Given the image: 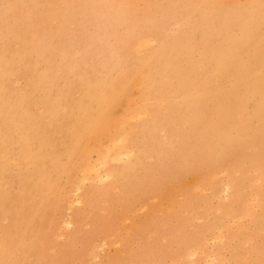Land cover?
Instances as JSON below:
<instances>
[{
	"label": "rangeland",
	"instance_id": "obj_1",
	"mask_svg": "<svg viewBox=\"0 0 264 264\" xmlns=\"http://www.w3.org/2000/svg\"><path fill=\"white\" fill-rule=\"evenodd\" d=\"M256 72L264 0H0V243L23 192L39 237L0 264H264Z\"/></svg>",
	"mask_w": 264,
	"mask_h": 264
},
{
	"label": "bare ground",
	"instance_id": "obj_2",
	"mask_svg": "<svg viewBox=\"0 0 264 264\" xmlns=\"http://www.w3.org/2000/svg\"><path fill=\"white\" fill-rule=\"evenodd\" d=\"M26 5V4H25ZM88 8V7H87ZM30 16V15H29ZM97 20V19H96ZM95 20V21H96ZM36 22V21H35ZM111 27V26H110ZM26 30V29H25ZM100 39V38H99ZM33 42V41H32ZM94 44V43H93ZM96 46V45H95ZM106 47V46H105ZM40 48V47H39ZM50 49V48H49ZM62 58V57H61ZM87 65V64H86ZM93 71V70H92ZM35 72V71H34ZM143 73V72H142ZM142 75V74H141ZM52 76V75H51ZM56 76V75H55ZM254 77L247 83V85H246V88H247V91L248 92H251V93H255V94H257L258 95V97H259V101H258V103L257 104H259V107L258 108H262V109H264V78L263 77H261V75H260V73L259 72H256V73H254V75H253ZM59 78V77H58ZM58 80V79H57ZM84 82V81H83ZM142 82V81H141ZM141 82L139 81V82H137V86H138V88H141L142 87V85H141ZM75 84V83H74ZM77 84V83H76ZM93 84V83H92ZM91 84V85H92ZM30 87V86H29ZM53 87V86H52ZM83 87V86H82ZM28 88V87H27ZM140 91H143V89H141ZM137 92V91H136ZM36 93V92H35ZM54 94V93H53ZM137 94V93H136ZM79 95V94H78ZM133 95H135L134 93H133ZM52 98V97H51ZM94 99H95V97H94ZM81 101V100H80ZM32 102V101H31ZM142 102V101H141ZM140 102V103H141ZM139 103V102H138ZM41 104V103H40ZM220 104H226V102H225V99H221L220 100ZM38 105V104H37ZM246 105H247V101H246V99H241L240 101H238V100H235V101H233V102H230V103H228L226 106H227V109L225 110V112L224 113H222L221 115H220V117H219V120L222 122V123H225V122H227V120H230V119H232V118H234V117H240L241 115H242V117H244V115H243V109L246 107ZM60 107H62V106H60ZM42 110V109H41ZM54 110V109H53ZM264 113V112H263ZM262 113V114H263ZM57 115V114H56ZM11 116V115H10ZM110 117H112V114L110 113V111H107V112H104V113H99L98 115H95V116H89V117H87L86 118V120L82 123V124H80V126L78 127V134H77V136H79V138H82V139H84V138H86V137H90V136H93V134H96L97 132H98V130L100 129V127L103 125V123L106 121V120H108V119H110ZM47 120V119H46ZM109 122V121H108ZM247 121H245L244 123H246ZM110 124V123H109ZM63 125V124H62ZM115 125V127L114 128H116V124H114V123H111L110 124V126H114ZM10 127V126H9ZM51 127V126H50ZM105 128V127H104ZM242 128H244L243 126H242ZM226 129V127L224 126L223 127V130H225ZM105 130V129H104ZM104 130H102V132L104 131ZM112 131V130H111ZM110 131V129H109V131H108V128H107V131H105V133H107L106 135L108 136V134L111 132ZM5 132V131H4ZM115 131L113 130V135H115V133H114ZM91 134V135H90ZM99 134V133H98ZM97 134V135H98ZM100 134H102V133H100ZM100 134L98 135L99 136V138L101 139V137H100ZM113 135H111V137H110V139H113L112 138V136ZM97 136V137H98ZM103 136L105 137V135H104V133H103ZM106 136V137H107ZM96 137V136H95ZM103 138V139H107V138ZM93 138H94V136H93ZM100 139H97L98 141L95 143V144H99V149H101L100 151L98 150V146H97V150L95 149L96 147L95 146H93L94 148H92L91 150H94V151H96V152H98L99 154H100V156H101V154H102V156H103V153H105V149L104 150H102L103 148H102V146H100V142H99V140ZM102 139V140H103ZM116 138H114L113 139V141L115 140ZM96 140V139H95ZM94 141V139L92 140V142ZM91 142V143H92ZM95 142V141H94ZM103 143V142H102ZM109 143V142H108ZM117 144V143H116ZM93 145V144H92ZM109 145V144H108ZM107 145V146H108ZM119 145V144H118ZM106 146V145H105ZM106 146V147H107ZM112 146V145H111ZM101 147V148H100ZM111 150V148H110V146H109V148L108 149H106L107 150V152L105 153L106 155L104 156V158L105 157H107V153H109V152H111L110 150ZM94 151H91V152H94ZM101 151H104V152H102V153H100ZM111 154V153H110ZM112 155V154H111ZM85 156L86 157H84L85 158V161H87V165H88V167H89V169H88V173H89V170L91 171V169L92 168H90V167H93V165L95 164V161L93 162V161H91V160H93V159H91L90 161L91 162H93L94 164H91V162L89 161V158L87 157V154L85 153ZM102 156H101V158H102ZM116 156V155H115ZM118 156H119V153H118ZM117 157V156H116ZM86 158L88 159V160H86ZM115 157H113V159H114ZM119 158V157H118ZM117 159V158H116ZM100 160L101 159H99V161L97 160L96 161V164H98L97 162H99V166H100V164L102 163V160H101V163H100ZM104 160V159H103ZM105 162H103L102 163V167L104 166L103 164H104ZM83 165V163L81 164V165H79V166H81V168H85V170H87L86 169V167H87V165L85 164L84 166H82ZM78 166V167H79ZM99 166H97V168H99L100 169V167ZM77 167V168H78ZM87 167V168H88ZM102 167H101V169H102ZM81 168H80V170H81ZM94 168V167H93ZM95 169V168H94ZM94 169H92V171L91 172H93V171H97V170H99V169H96V170H94ZM79 170V171H80ZM82 172V171H81ZM83 172H86L87 173V171H83ZM83 172H82V174H83ZM217 173V172H216ZM92 174H94V176H95V174L97 175L98 174V171H97V173H92ZM219 174V173H218ZM85 175V174H84ZM88 175V174H87ZM89 175H90V173H89ZM108 175H111V174H108ZM93 176V175H92ZM79 177V176H78ZM83 177V176H82ZM99 177H101V176H99ZM213 177V176H212ZM76 178V177H75ZM87 179V176H84L83 177V179ZM108 178H110V177H108ZM148 178H150L149 176H148ZM74 179V178H73ZM81 179V178H80ZM99 179V178H98ZM196 179V178H195ZM99 180H101V179H99ZM98 180V181H99ZM197 180V179H196ZM80 181V180H79ZM84 181V180H83ZM88 181H90V180H88ZM190 181V180H189ZM192 181H193V179H192ZM97 182V181H96ZM81 183V182H80ZM190 183V182H189ZM82 184V183H81ZM36 185L39 187V188H44L45 190H47V191H54V187H52L53 185L51 184V182L49 181V177H48V175H47V173L45 172V171H42V178H41V180L40 181H38V183H36ZM76 187H77V189L79 188L78 187V185H75ZM228 188V187H227ZM227 188H226V190H227ZM175 189V188H174ZM226 192V191H225ZM224 192V193H225ZM224 195H226V194H224ZM23 197H24V192L19 196V199H18V202H17V213H16V217H15V219H14V222H13V224H12V226L10 227V228H7V227H5V230L4 231H6L5 233H4V239L1 241V243H0V261H2V260H4V258H5V254H13V255H15L16 253H19L20 251H21V249H24V246L26 247L27 245L25 244L26 243V235L28 234V232H30L31 233V235H32V232H31V230H30V227H29V225H27V228H25V229H23V225H22V219H23V208H24V206H25V200L23 199ZM181 197V196H180ZM226 198V197H225ZM23 199V200H22ZM227 200V199H226ZM252 200H255V199H252ZM75 201V200H74ZM79 200H77V202H78ZM70 202H71V200H70ZM73 202V201H72ZM165 203V202H164ZM163 203V204H164ZM254 203V202H253ZM34 204H35V207L37 208V210H39V204H40V201L39 200H36V201H34ZM51 217V216H50ZM69 218V217H68ZM67 218V219H68ZM62 221V220H61ZM67 224H69V225H71L72 224V221H68L67 222ZM66 224V225H67ZM69 225H68V227H69ZM134 225V224H133ZM48 227V226H47ZM46 227V228H47ZM7 228V229H6ZM66 228H67V226H66ZM58 229H60V228H58ZM63 229V228H62ZM129 230V229H128ZM220 237V236H219ZM37 238H39L38 237V235H32V239H34V240H37ZM221 239V238H220ZM32 246H35V242L34 241H31V245H29L28 247H27V249H30ZM93 249H95V248H93ZM10 256V255H9ZM98 256V255H97ZM79 263V262H78ZM2 264V263H1Z\"/></svg>",
	"mask_w": 264,
	"mask_h": 264
}]
</instances>
